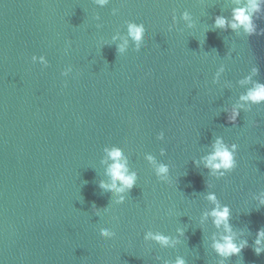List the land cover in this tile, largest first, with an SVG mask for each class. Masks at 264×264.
Returning a JSON list of instances; mask_svg holds the SVG:
<instances>
[{"label":"water","instance_id":"obj_1","mask_svg":"<svg viewBox=\"0 0 264 264\" xmlns=\"http://www.w3.org/2000/svg\"><path fill=\"white\" fill-rule=\"evenodd\" d=\"M0 264H264V0H0Z\"/></svg>","mask_w":264,"mask_h":264}]
</instances>
